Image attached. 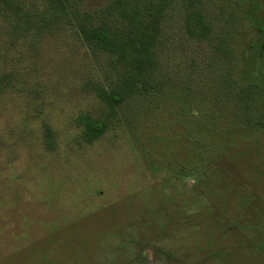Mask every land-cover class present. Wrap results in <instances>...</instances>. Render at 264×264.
Wrapping results in <instances>:
<instances>
[{
    "label": "rangeland",
    "instance_id": "obj_1",
    "mask_svg": "<svg viewBox=\"0 0 264 264\" xmlns=\"http://www.w3.org/2000/svg\"><path fill=\"white\" fill-rule=\"evenodd\" d=\"M112 1L74 0L111 18ZM14 3L0 4V264H264V0H174L155 88L115 108L97 95L119 82L115 58L44 0ZM192 8L208 41L188 35ZM87 115L107 124L93 143Z\"/></svg>",
    "mask_w": 264,
    "mask_h": 264
},
{
    "label": "trees",
    "instance_id": "obj_2",
    "mask_svg": "<svg viewBox=\"0 0 264 264\" xmlns=\"http://www.w3.org/2000/svg\"><path fill=\"white\" fill-rule=\"evenodd\" d=\"M44 1L49 5L48 12L53 19L71 23L85 45L114 57L121 67L117 84L110 89L97 90L101 101L112 108L122 107L140 91L149 92L155 88L152 81L159 65L163 21L174 0H113L112 18L110 12L104 17L83 13L74 0ZM0 4L6 10L16 5L14 0H0ZM186 27L188 35L199 42L208 41L211 37V25L195 8L187 15ZM216 47L222 55L229 54L223 40ZM255 54L263 58L264 41L256 48ZM251 85L257 86L254 83ZM261 92L264 95V89ZM240 98L246 101L244 97ZM78 122L84 127V138L88 143L100 139L107 128L105 122L89 115L80 117ZM45 139L47 147L54 149V132L48 126L45 128Z\"/></svg>",
    "mask_w": 264,
    "mask_h": 264
}]
</instances>
